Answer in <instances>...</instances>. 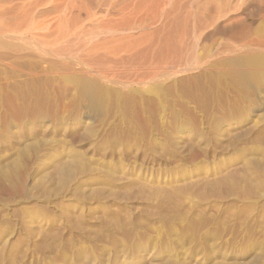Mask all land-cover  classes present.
<instances>
[{
    "label": "rangeland",
    "instance_id": "1",
    "mask_svg": "<svg viewBox=\"0 0 264 264\" xmlns=\"http://www.w3.org/2000/svg\"><path fill=\"white\" fill-rule=\"evenodd\" d=\"M90 38L48 77L0 75V264H264V85L145 91L86 66Z\"/></svg>",
    "mask_w": 264,
    "mask_h": 264
},
{
    "label": "bare ground",
    "instance_id": "2",
    "mask_svg": "<svg viewBox=\"0 0 264 264\" xmlns=\"http://www.w3.org/2000/svg\"><path fill=\"white\" fill-rule=\"evenodd\" d=\"M87 5L95 11L88 13ZM83 29L93 32L83 36ZM81 36L98 38L80 56L86 66L111 63L124 74L123 84L144 83L145 91L154 93L165 80L190 72L229 77L254 92L264 85V0H0V75L9 72L16 89L22 62L38 61L42 77L56 64L63 70V50ZM24 73L38 76L32 69ZM88 83L84 91L95 103L98 90Z\"/></svg>",
    "mask_w": 264,
    "mask_h": 264
}]
</instances>
